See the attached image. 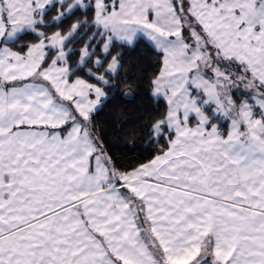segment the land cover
<instances>
[{"label": "snow or ice", "instance_id": "1", "mask_svg": "<svg viewBox=\"0 0 264 264\" xmlns=\"http://www.w3.org/2000/svg\"><path fill=\"white\" fill-rule=\"evenodd\" d=\"M0 264H264V0H0Z\"/></svg>", "mask_w": 264, "mask_h": 264}, {"label": "trees", "instance_id": "2", "mask_svg": "<svg viewBox=\"0 0 264 264\" xmlns=\"http://www.w3.org/2000/svg\"><path fill=\"white\" fill-rule=\"evenodd\" d=\"M125 56L127 58V65L132 69L129 75L147 76L153 70V64L155 63L154 53L143 44H140L135 50H125ZM133 92L135 93L134 99L128 98L127 101H113L109 103L99 116V120L111 124L113 122V116H116L117 119L122 116L126 121H128L124 124V128L127 129L131 127V121H133L137 113L139 111H143L145 106L148 104V89L146 87L140 91L133 89ZM117 106H119L122 110L117 112ZM141 154L143 153L140 148L133 153H128L127 150H125L122 160L129 165H133L136 163V157Z\"/></svg>", "mask_w": 264, "mask_h": 264}]
</instances>
